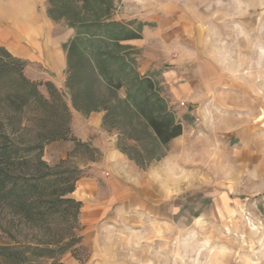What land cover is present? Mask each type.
<instances>
[{
	"label": "crops",
	"instance_id": "0c3cea01",
	"mask_svg": "<svg viewBox=\"0 0 264 264\" xmlns=\"http://www.w3.org/2000/svg\"><path fill=\"white\" fill-rule=\"evenodd\" d=\"M45 1L0 0V44L46 68L51 76L46 80L61 82L68 38L41 9ZM112 1L114 20L142 24L141 36L125 43L137 50L138 72L158 83L181 120L182 133L170 140L161 158L140 167L102 127V111L84 115L70 107V134L100 155L80 165L83 173L70 194L80 202L83 253H68L66 264H175L176 257L181 264L188 227L196 231L207 211V217L213 206L217 211L219 182L226 186L224 193L235 187L228 177L219 179L220 164L226 165V176L242 177L248 190H264V112L258 96L203 44L221 13L229 22L235 0ZM249 20L242 18V29ZM70 147L68 140L52 141L43 158L54 166L66 159Z\"/></svg>",
	"mask_w": 264,
	"mask_h": 264
},
{
	"label": "trees",
	"instance_id": "16d2710c",
	"mask_svg": "<svg viewBox=\"0 0 264 264\" xmlns=\"http://www.w3.org/2000/svg\"><path fill=\"white\" fill-rule=\"evenodd\" d=\"M47 1L48 16L64 20L74 31L63 44L71 107L84 115L102 111V127L119 133L117 147L140 167L161 158L170 140L182 133V124L158 83L138 72L137 50L125 43L141 36L142 24L114 20L112 0ZM0 52V93L14 109L22 112L31 104L58 108L65 123L51 140L82 145L69 134L70 111L60 90L46 80L49 99L44 98L37 84L23 74L22 60L3 46ZM42 150L37 141L20 147L0 129V214L8 207L38 225L49 216L62 218L68 213L77 219L80 202L70 194L82 170L62 168L69 153L50 166L42 159ZM67 250L64 238L26 243L0 240V264H65L62 255Z\"/></svg>",
	"mask_w": 264,
	"mask_h": 264
},
{
	"label": "rangeland",
	"instance_id": "374dc122",
	"mask_svg": "<svg viewBox=\"0 0 264 264\" xmlns=\"http://www.w3.org/2000/svg\"><path fill=\"white\" fill-rule=\"evenodd\" d=\"M40 7L46 8L47 11L48 1L46 0ZM243 17L250 18V26L245 29H242L241 25ZM230 18L235 21L234 26L231 25ZM227 21V16L221 13L219 25L213 26L211 39L205 40L203 44L208 45V50L214 58L234 72L246 88H250L251 93L258 96L259 106L264 112V104H261L264 102V0H235L234 15L230 14L229 22ZM54 25L57 32L64 37L67 36V41L72 37L74 31H71L64 20L54 21ZM232 28H234V34H232ZM68 32L70 35H67ZM0 46L9 51L4 45L0 44ZM3 60L8 59L3 58ZM21 60L25 77L34 81L43 97L49 99V93L44 84L45 78L51 77L47 69H44L42 65ZM65 79L66 73L63 81L59 82L57 79L52 83L62 93L63 100L70 111V95L65 87ZM120 94L122 95V92ZM64 123L58 108L31 104L19 112L7 101L4 93H0V129L14 139L20 147L35 141L42 143L43 160L44 147L55 141L51 138ZM109 132L116 136L117 144L120 138L119 133ZM70 142L71 147L68 151L70 156L62 165L64 169L70 170L74 167L81 169L80 165L97 159L100 155L99 150L90 143L82 142V145L76 146L75 142ZM84 144H88L89 148ZM219 166V179L225 180L228 177L235 187L228 193H224L227 192L226 186H222L223 183L219 182V192L223 197H219L217 211L213 206L212 217H207V211L206 217L204 214L202 220L196 223V231L191 232L188 227L187 256L185 261L181 260V264H264V190L252 191V186L248 190L247 185H243L242 177L239 179L236 177L235 180L234 176H226L223 169L226 165ZM230 172H232L231 169L229 174ZM207 202H204V206ZM198 212L197 209L191 215H198ZM0 216V240L3 242L26 243L64 238L68 244V250L62 255V261L65 264L68 253L71 252L75 256L83 253L78 245L81 238L78 221L70 213L62 218L49 216L44 225L28 221L8 207L1 209ZM191 220L192 218L188 217V225ZM175 264H178L177 257Z\"/></svg>",
	"mask_w": 264,
	"mask_h": 264
},
{
	"label": "built area",
	"instance_id": "2783aa9c",
	"mask_svg": "<svg viewBox=\"0 0 264 264\" xmlns=\"http://www.w3.org/2000/svg\"><path fill=\"white\" fill-rule=\"evenodd\" d=\"M184 103L183 102H181V105H183Z\"/></svg>",
	"mask_w": 264,
	"mask_h": 264
}]
</instances>
